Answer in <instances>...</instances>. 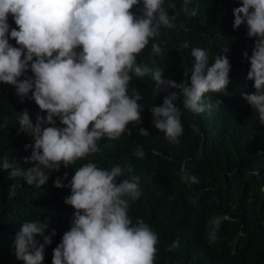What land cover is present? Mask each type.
Segmentation results:
<instances>
[{"label":"clouds","instance_id":"obj_1","mask_svg":"<svg viewBox=\"0 0 264 264\" xmlns=\"http://www.w3.org/2000/svg\"><path fill=\"white\" fill-rule=\"evenodd\" d=\"M141 3L137 16L132 9ZM239 3L233 9V29L245 25L247 37L254 40L251 56L247 52L243 56L250 63L247 80L254 82L255 91L242 97L264 124V0ZM190 4L191 0H183L177 9L174 0L167 8L165 0H0V83L14 86L21 103L34 101L40 110L35 123L27 109L17 114L18 133L33 141L25 145L31 155L23 158L32 166L24 170L5 159L0 169L11 168L8 178H22L30 186L41 187L50 178L47 170L59 172L62 166L67 169L100 152L102 139L118 140L125 132L130 135L128 125L139 124L143 111L138 103L143 100L140 92L132 88L129 94L133 76L151 77L154 98L168 93L161 105L150 108L152 125L167 141L179 144L184 127L175 102L182 97L187 111H210L213 105L205 94L226 90L230 83L231 64L226 55L230 49L223 48L209 65L208 50L192 48V66L184 70L190 82L179 83L165 79L161 67L139 64L137 57L162 27L175 28L181 14L197 16L198 9ZM10 15L15 28L8 23ZM182 47L189 48V44ZM162 52L159 43L152 44L153 54ZM8 123L5 117L0 129ZM190 127L199 131L196 124ZM139 134L149 135L144 128ZM133 155L142 159L145 152L138 146ZM180 179L188 186L199 183L184 166ZM66 180L67 172L56 177L53 186L71 190L64 203L74 212L69 230L53 249L52 264H154L158 235L143 219L133 224L128 215L131 203L141 196L139 177L131 166L117 164L108 169L89 161L75 169L67 184ZM15 194L13 187L9 198ZM230 219L227 215L210 218L208 239L214 241L222 220ZM48 224L45 218L21 225L12 245L17 260L43 264L45 247L51 243V236L45 235ZM178 244V240L173 242L169 251Z\"/></svg>","mask_w":264,"mask_h":264},{"label":"trees","instance_id":"obj_2","mask_svg":"<svg viewBox=\"0 0 264 264\" xmlns=\"http://www.w3.org/2000/svg\"><path fill=\"white\" fill-rule=\"evenodd\" d=\"M170 2L173 0H165L164 6L167 8ZM174 2L177 9L183 4V0ZM238 6L239 0H191L190 7L198 9L197 16L181 14L175 28L162 27L159 36L150 40L137 57L139 64L161 67L165 79L179 83L184 79L190 82V74L185 77L184 70L192 66V48L207 49L209 65L223 48L230 49L226 54L231 64L230 83L226 90L205 94L206 101L213 105L210 111L189 112L183 108L182 97L175 102L181 108L184 127L179 144L167 141L165 134L152 125L149 110L161 105L168 93L154 98L151 77L133 76L129 94L132 88L140 92L143 100L138 103L143 111L139 124L128 125L130 135L125 132L118 140L102 139L98 141L100 152L67 169L62 166L59 172L47 170L50 178L41 187L30 186L22 178L9 179L11 168L0 169V264H24L12 251L15 235L24 222L45 218L49 222L45 235L51 236V243L45 247L43 264H52L53 249L69 230L74 212L64 203L71 190L57 189L53 181L67 172V184L75 169L89 161L108 169L117 164L131 166L139 177L141 196L131 203L128 215L133 224L137 218L143 219L158 235L154 264H264V124L242 97V93L255 91L254 82L247 80L250 63L243 56L244 52L251 56L254 40L247 37L245 25L233 29V9ZM142 7V3L134 6L133 13L141 15ZM8 23L16 27L11 15ZM185 42L189 48L182 47ZM10 43L15 46L14 40ZM153 43L161 45L160 55L152 53ZM24 109L35 123L40 111L35 102L25 99L21 103L14 86L0 83V124L5 117L9 121L7 128L0 129V162L6 159L27 170L32 165L25 164L23 158L31 155V148L25 151V145L33 141L18 133L17 122V114ZM191 124H196L199 131L193 132ZM140 128L149 135L141 136ZM138 146L145 152L142 159L133 155ZM182 166L199 183H183ZM13 187L16 194L9 198ZM225 215L231 219L222 220L216 239L209 240V219ZM177 240L178 247L169 251Z\"/></svg>","mask_w":264,"mask_h":264}]
</instances>
